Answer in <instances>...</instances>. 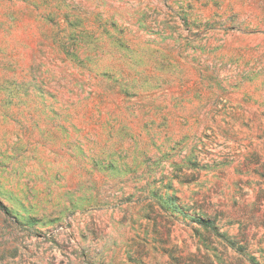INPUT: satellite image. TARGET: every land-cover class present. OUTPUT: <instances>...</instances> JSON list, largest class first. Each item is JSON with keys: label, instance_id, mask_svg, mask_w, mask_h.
Returning a JSON list of instances; mask_svg holds the SVG:
<instances>
[{"label": "rangeland", "instance_id": "374dc122", "mask_svg": "<svg viewBox=\"0 0 264 264\" xmlns=\"http://www.w3.org/2000/svg\"><path fill=\"white\" fill-rule=\"evenodd\" d=\"M0 264H264V0H0Z\"/></svg>", "mask_w": 264, "mask_h": 264}]
</instances>
